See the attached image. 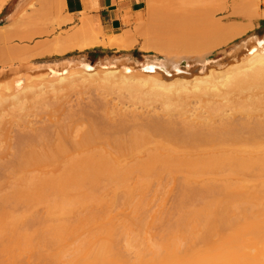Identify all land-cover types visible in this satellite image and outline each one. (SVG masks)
Instances as JSON below:
<instances>
[{
  "label": "bare ground",
  "instance_id": "obj_1",
  "mask_svg": "<svg viewBox=\"0 0 264 264\" xmlns=\"http://www.w3.org/2000/svg\"><path fill=\"white\" fill-rule=\"evenodd\" d=\"M7 1L0 0V13ZM208 2L211 1L145 0V14L136 15L134 19L136 32L107 36L95 31L84 16L78 21L79 27L39 44L34 50L20 48V51L10 49L3 53L4 58L18 60L94 49L128 52L133 50L145 29L151 38L145 36L140 50L153 53L157 59L143 65L139 72L128 67L129 75L122 74V67L99 71L82 65V70L67 67L65 74L49 70L41 77L17 85L9 97L0 100V177L4 180L0 178L3 182L0 191L1 187L9 189L0 193V257H3L0 264H7L4 255L8 251L33 257L40 252L51 260H63V264H264V94H247L245 86L255 81L264 82V41L259 42L252 55L251 67L238 75L230 71L229 75L224 72L225 76L219 75L213 69L204 74L208 61L203 55L207 50L240 37L251 26H224L213 21L210 27L213 26L214 31L211 29V34L203 31V35H208L204 38L197 29V21L198 17L208 15L205 9ZM256 13L255 17L251 15L254 20H264V11ZM7 18L13 23V15ZM67 21L63 17L56 22L63 26ZM9 27L0 25L2 44L12 37ZM176 53H201V58L190 54V58L182 55L178 58L174 56ZM180 60L185 62V71L190 61L201 64L199 74L191 76V80L176 78L168 82L169 75H179L182 71ZM227 70L224 71L228 74ZM221 75L227 77L221 80ZM93 82L104 88L103 91L115 83L120 84L127 90L125 95L130 102H139L141 98L145 102L155 100L166 109L175 105L174 112L166 113L167 118L161 113L143 116L141 112H132L136 103L131 112L128 109V113L115 111V115L111 109L97 117V112L83 108L94 109L92 104L80 110V106L78 110L65 106L70 92ZM62 90L70 94L64 95ZM43 96H47V100ZM49 96L54 98L48 99ZM191 100L198 102V107L195 104L194 107L196 111L200 108L199 112L193 105L190 107ZM10 102L20 105L17 122L25 123L26 118L37 114L35 109L40 108L42 113L48 114L45 115L49 124L42 122L43 126L38 129V126L29 127L11 137V128L18 124L3 120ZM30 103V109L24 107ZM102 110L100 108L99 112ZM93 112L97 115L91 119ZM172 113L178 118L174 119ZM45 115L39 112L37 116ZM149 192L162 195V200L167 198H163L165 193L169 199L173 195L170 192L177 193L178 197H174L177 201L171 205L173 209L168 205L171 213L164 212L167 208L157 195L160 198L156 199L162 202L155 203L156 209L158 206L163 212L152 216L149 210L152 217H143L151 202L147 200ZM154 198L150 200L156 202ZM38 207H44L45 214L36 222L54 233L50 238L56 245L78 234L79 227L88 224L101 225L98 233L122 236L128 244L121 249L108 240L95 243L93 236L78 245L45 249L42 244L48 240L32 239L24 228L29 217L37 215L31 211ZM116 207L128 211V217L120 225H130L135 230L114 229L117 221L111 213ZM19 210L20 213L8 215ZM156 226L160 227L159 231H155L153 237L148 236ZM214 238H219L218 245L210 248L196 245L200 240L208 243ZM129 257L132 261H127Z\"/></svg>",
  "mask_w": 264,
  "mask_h": 264
},
{
  "label": "rangeland",
  "instance_id": "obj_2",
  "mask_svg": "<svg viewBox=\"0 0 264 264\" xmlns=\"http://www.w3.org/2000/svg\"><path fill=\"white\" fill-rule=\"evenodd\" d=\"M57 1H58V3H57ZM60 1L62 2V0H55V1L54 0H8L7 3L4 5L2 12L0 13V25H6L8 27L10 26L8 29H10V31L12 32V37H11V39L9 38L8 41L6 40L5 43L3 42L4 44H2V42L0 43V72L3 73V75H2V73H0V75H2V76H0V100L3 98L9 97L11 90H15L17 85H20V84L23 85L24 83H26L27 79L41 77L50 71H57V72H60V74H61V72H63L65 74L67 72V67H70V70H82V65H86V66L88 65L91 68H93V70L96 69L99 71L104 70V69H109V68L110 69H112V68L117 69V68L122 67V74H124V75L128 74L129 75V73L126 72V69L128 67H131V70H133V68H135V69H137L136 71L139 72V68H141L143 65L147 64L151 60L157 59V57L153 53H144L140 50L141 45L143 44V39L145 40L147 38V37L145 38V36H148L149 38H151L150 33L147 34L148 32L147 31L144 32L145 29L144 30L142 29L144 27L141 28L143 30V32L141 30V32H142L141 36L142 37L137 38L138 41L136 40L135 47L133 48V50H130L128 52H118V51L109 50V49H94V50L85 51V52H72V53H68L64 56H46V57H38V58L34 57L35 59L34 58H32V59L28 58L29 60L28 59L11 60V59L4 58L3 53L6 50H10V49L19 50L21 48L20 50L31 51V50H34V48L36 46H38L39 44L50 42L51 40H53L55 37L59 36L60 34L62 35V34L67 32V31H64V32L59 31V28H58L59 26L57 24L58 22H56V21H59V19L57 17L61 13ZM210 1L211 2H208L209 4H206V6H205V9L207 10V13H208V15H206L207 18L205 16L202 18L203 20L205 18L207 20L200 21L202 19H201V17H198V21H197V25H198L197 29H198V31H200L202 36H205V35H203L204 32H206V34L208 32L211 34L212 33L211 29L214 31L213 26L212 27H210V26L212 24H214L215 22H217L218 24L220 23L221 25H224V26L230 25V24H235V25H237V24H239V25L240 24H242V25L249 24L251 26L249 27L250 29L248 31H246L244 34H242L240 37L234 38V39L228 41L227 44H225L221 47L213 48L211 51L207 50L210 54L209 56L207 55L208 54L207 51H204V52H207L206 55H203L204 53L202 52V55L208 61V65L205 66L206 69L203 71V73L207 75L208 71L210 69L211 70L213 69L212 71H215V73L219 72L218 73L219 75H220V73H222V75H224V76H225V74L229 75V71L231 72L230 74H232V75H238L240 71H245L251 67L252 62L250 59H251L252 55L254 54V52L256 51V48H258L259 42L263 43V41H264V28H262L261 30H256L257 25L261 24V19L255 18V20H254V18H253V17H255L256 12H257L256 14H258V13L260 14L264 11V0H243V1L242 0H223V1L222 0H215V2H213L214 0H210ZM142 2H143V4L141 6V11L138 12L136 15L143 16L145 14V9H146L145 0H142ZM243 2H245L247 4H245ZM250 2L252 3V5ZM156 3H155V5H156ZM248 3H249V5H248ZM245 5H248V6H245ZM158 6H160V5L158 4ZM250 6H251V8H250ZM206 7H208V8H206ZM223 7H225V10ZM209 8L212 9L213 11L210 10ZM243 8H245V9H243ZM246 8L250 9V11L248 12V9H246ZM180 10L182 11V9H180ZM239 10H240V12H239ZM16 11H17V13H16ZM244 12H246V13H244ZM178 13H179V11H178ZM241 13H242V15H241ZM231 14H233L232 18H230ZM234 14L237 16V18H236V16H234ZM239 14H240V16H239ZM245 14H247L246 18H245ZM11 15H13V23H12V21L11 22L7 21V19H8L7 17L11 16ZM251 15H253V17ZM241 16L243 18H239ZM251 17L253 18L252 20H251ZM199 18H200V20H199ZM222 19H224V20H222ZM242 19H244V20H242ZM213 21H215V22L212 23ZM203 22H205V23H203ZM136 28H137V24L135 22H133V24H131V26L128 27V30H126V31H130L133 33V32H136ZM69 31H71V29L68 30V32ZM42 33H44V34H42ZM216 35H218V34L216 33ZM207 36H205L204 38H206ZM191 52H196V51H191ZM189 54L192 57L197 56V57L201 58V53H200V55L198 53H197L198 55H196V53H189ZM189 54L186 53V55H185V53H181V54L176 53L174 56H177L178 58H182V57H189L190 58ZM179 55H180V57H179ZM181 55H182V57H181ZM206 56H208V57L206 58ZM180 61H179V64H180L179 68L182 71L180 72L179 75H173V74L169 75L168 82H173L174 80H176V78L177 79L181 78L183 80H186V79L191 80L190 79L191 76H192L191 78H193V76H196L199 74V71H200L199 67H201L200 66L201 64H199V63L195 64V62H193V61L188 62V64H190V66L188 67V70H186L188 73L187 74L186 71L184 70L185 62L184 61L180 62ZM69 62H71L72 64L68 65ZM217 65H219V66L217 67ZM55 66H57V67H55ZM226 68L228 69L227 70L228 74L225 72ZM206 70H207V72H206ZM136 71L134 72V74L136 73L138 75V72H136ZM204 74H202V76H205ZM222 75L220 77H222ZM232 75H230V77ZM226 77H224V78L222 77L221 80L222 79L224 80ZM228 78H229V76H228ZM218 79H220V78H218ZM218 81H220V80H218ZM97 85L98 84L94 83V82L90 83V84H83L82 85L83 87L79 86L80 88L79 87H78V89L75 88L73 90L74 92L73 91L70 92L72 94H70L69 92L67 93V91H66V93L70 94V95L65 94V92H64L65 90H62V92H64L63 94L68 96L67 97L68 104L65 101L66 102L65 106H68L67 108H71L72 110L73 109L78 110V106H80L79 107V110H80L83 106H86L89 104H92V106L98 107V109L95 107H94V109L91 108L92 110L89 107H86V109H85V107H83L84 110H87L88 112L92 113V111H95L98 113V115H97V113L93 112L94 115L93 114L91 115V119L93 117L95 118L96 115L98 117L99 115H101V113H102V115H104V111L110 112L111 109L114 110V111H112V113L113 112L115 113V111H116L118 114L120 111L122 113L131 112L136 103H137L136 108L134 107V111H132V112L137 113V114H140V112H141V114L143 116H149L152 114L154 115V114H158V113L160 114L161 113V115H163L164 118H167L168 115H166V113H169L170 111L172 112V110L174 112V106L175 105L170 106L171 109H166L162 104H160L161 102L155 101L154 99H153L154 101L146 100V102L142 98L140 99L139 102L131 99L132 101L130 102L128 100L130 98L127 99V96H126L128 94V93H126L127 90L124 87H121L120 84L115 83V84L111 85V87L113 86V88L107 87V88H109V90L105 88L104 91H103L104 88L103 89L101 87L99 88ZM245 86L247 89V91H246L247 94H251V95L264 94V82L255 81L253 83L246 84ZM122 88H124V89H122ZM112 89H114V90H112ZM116 89H118V90H116ZM106 90H108V91H106ZM110 91H112V92H110ZM62 92H61V94H62ZM104 92H106V93H104ZM110 93L114 94V96L117 94L119 97L117 95L114 97ZM125 93H126V95H125ZM101 94H103L105 97L103 95L101 96ZM119 94H121L123 96V98L124 97L125 98L123 99ZM45 95L48 96V93H46ZM50 95L53 96L52 93ZM79 95H81V97ZM106 95H109V96H106ZM136 95L137 94H135V95L133 94L132 96H136ZM47 96H43L42 98L45 97L44 99L47 100V98H46ZM50 97L51 96H49L48 99H50ZM53 98L54 97H51V100ZM101 98H102V100H104L103 98H105V100H106L105 103L101 100ZM82 99H83V105L81 104ZM115 100L118 102H116ZM127 100L129 102L128 106H127V103H128ZM133 101L135 102L134 104H132ZM191 101L192 102L190 103V107H192V105H193V107L195 105H196V107H198V105H197L198 102L194 103L193 100H191ZM32 102L33 101H31V103ZM69 102L70 103L72 102V103L70 104ZM85 102H87V103H85ZM99 102H102V104ZM148 102H151V103H148ZM156 102H158V103H156ZM25 103H26V101H25ZM31 103L29 104L30 106L27 105L28 103L26 105L24 104L25 105L24 107L27 106L26 108L30 109ZM77 103H78V105H77ZM103 104L105 105L106 108L104 107ZM130 104H131V106H129ZM138 104L140 105V107ZM141 104H142V106H141ZM149 105L151 107H148ZM115 106H117V109ZM35 107H37V105ZM144 107H148V108H144ZM188 107L186 109H188ZM199 107H201V106H199ZM33 108H31L32 111H33ZM100 108H101V110L103 109L102 110L103 112H99ZM19 109H20V105L18 103L15 104L13 102L11 104V102H10V106L6 109L5 115L3 116L4 117L3 120H5L6 122H10V123L12 122L16 125L18 124L14 128H11V130H12L11 137L15 136L17 131H19V130L24 129V131L25 130L27 131L30 129L29 127H34L36 129L37 126H38L37 129H38L45 124L44 122H46L47 125L49 124L48 123L49 121L46 118V116L48 114L46 112L42 113L41 112L42 109H40V108H38V110L35 109L37 111V114L36 113H32V115L30 114V117L28 118V120L26 118L25 123L17 122L20 119L19 118L20 117ZM127 109H128V112H127ZM175 109H176V107H175ZM197 109L198 110L196 111L195 107H194V110L196 112H199L200 108H197ZM191 110H193V109H191ZM191 110H189V111H191ZM194 110H193V112H195ZM39 112L41 113V115H45V114H47V115L41 116V117L37 116V115H39ZM162 112H164V113H162ZM228 112H230V111H228ZM117 113H115V115ZM189 114L190 113H188V115ZM228 114H230V113H228ZM177 116L178 115H175V114L172 115V117L174 119L178 118ZM235 117L237 120L240 119L239 115H235ZM113 118H115L114 115H113ZM1 121L2 120H0V124H1ZM27 121L30 123H28ZM39 121H41V122H39ZM42 122H43V125H42ZM38 124H40V125H38ZM27 128H29V129H27ZM0 178L2 179V181H4L2 177H0ZM1 179H0V183L2 184L3 182H1ZM6 190L9 191V189H7V187H1L0 193H3V191H6ZM149 193H151V192H149ZM149 193H147V194L149 195ZM170 193L173 194L170 196L171 197L170 199L168 198L169 197L168 193L167 194L165 193L166 195L164 194L163 198L167 197V198H164L166 200H162V195L157 194L158 196L160 195L161 198L160 197L159 198L162 201H164L163 206H165V209L167 208L169 210L168 211L166 209V210H164V212L166 211L168 213H171L170 209H173L172 206H174L175 205L174 202L177 201L174 197H178L177 193H174V192H170ZM152 194H153V192L150 195L152 197L154 196L155 197V198L153 197L154 199H156V197L158 198V196L155 193L153 195ZM150 195H149V198L147 197L148 198L147 200L154 203L155 206L153 204H151V202H150V204H148V206H147L148 209L145 210V212H147V213H144L143 217L147 216L148 218H151L152 216H154V214H156V212L158 213L161 211L160 209H158V206L156 209L155 203L160 204V202H162V201L160 200V202H159V200H158L159 198H158V199H156V202H154V200L153 201L150 200V199H153V198H151ZM152 205L155 207V209ZM168 205H170V207H172V208H170ZM149 210H150V212L152 211V213H151V214H153L152 216H150V212H148ZM156 210H158V211H156ZM44 211H45L44 207L43 208L38 207L37 209L32 210L31 213H33L34 215L37 214V215H35L36 218L35 217H29L30 221L25 224L26 226L24 228H27L28 234H30L32 236V239H35V240L47 239L48 243L42 244L45 249L49 250L52 247H57V246H61L64 248L67 245H70V246L78 245L80 243L88 242V238L89 237L92 238L93 236H95V239L93 240V242H95V243H102L103 241L108 240L110 244H114L116 247H120L121 249H122V247L125 248L126 244H128L127 239L122 237V236H119V235L109 236L107 234L98 233L99 230L102 228L101 225H90V224H88V225H83V226L79 227L80 232L78 234H76V235H74L68 239H64L61 242V245H60V243H59V245H56L55 242H52L51 241L52 239L50 238V236L53 235L54 233H51L50 230L46 229L45 226L36 222V219H40L43 217V215L45 214ZM20 212H21L20 210L19 211H13V212L8 213V215H10L11 213L16 214V213H20ZM153 212H155V213H153ZM161 212H163V210ZM111 214L116 218L115 220L117 221V222L115 221L116 227H114V229L121 230V229L125 228L127 230H135V227H133V226H130V225L121 226L120 225L121 221L128 217V211L121 210V209L116 207V209L114 211H112ZM38 216H39V218H38ZM33 220H35V221H33ZM145 221H148V220L146 219ZM158 228H160V227H157V226L154 227V229L150 231V233H149L150 235L148 234V236L153 237V235L156 234L155 231H159ZM217 239H219V238L211 239V240H209L208 243H203V241L200 240L196 243V245L199 248H210L214 245L219 244V243H217V241H218ZM8 241H10V240L8 239ZM33 244L35 245V243H33ZM232 244L237 245V246L244 245V243H232ZM254 244H258V243H254ZM10 245H11V243H10ZM126 253H128L129 255H131V254L134 255V252L132 253V251H131V254H130V252H126ZM126 253H125V256H126ZM129 255H127V257ZM39 256H42V258H39ZM131 257H129V260H127L126 258H124V259H126L127 261H130ZM2 258L3 257H0V263L2 261ZM132 258H133L132 260H134L135 255ZM4 259L6 260L7 264H10V263L11 264H63V260H60V261L51 260L49 257L43 255L40 252L37 253L36 257H33L32 254H26L23 256H18L15 251L10 252V253L8 251V254L4 255Z\"/></svg>",
  "mask_w": 264,
  "mask_h": 264
},
{
  "label": "crops",
  "instance_id": "obj_3",
  "mask_svg": "<svg viewBox=\"0 0 264 264\" xmlns=\"http://www.w3.org/2000/svg\"><path fill=\"white\" fill-rule=\"evenodd\" d=\"M62 2V12L57 18L64 17L69 21L59 26V31L64 32L79 27L81 24L78 21L85 16L88 21L90 20L95 31L107 36L119 35L128 30L143 4L142 0H62ZM262 28H264L263 19L256 30Z\"/></svg>",
  "mask_w": 264,
  "mask_h": 264
}]
</instances>
